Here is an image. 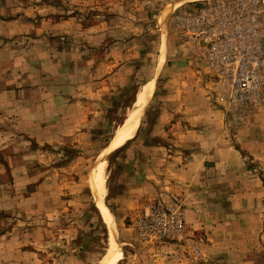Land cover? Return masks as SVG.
Instances as JSON below:
<instances>
[{"label": "rangeland", "instance_id": "1", "mask_svg": "<svg viewBox=\"0 0 264 264\" xmlns=\"http://www.w3.org/2000/svg\"><path fill=\"white\" fill-rule=\"evenodd\" d=\"M203 1L0 0V264H264V196L247 229L197 192L203 136L213 195L264 189V75L245 111L213 90L174 24Z\"/></svg>", "mask_w": 264, "mask_h": 264}, {"label": "built area", "instance_id": "2", "mask_svg": "<svg viewBox=\"0 0 264 264\" xmlns=\"http://www.w3.org/2000/svg\"><path fill=\"white\" fill-rule=\"evenodd\" d=\"M174 24L226 104L245 111L262 103L264 0L190 4L176 14ZM172 226L181 227L176 214Z\"/></svg>", "mask_w": 264, "mask_h": 264}, {"label": "crops", "instance_id": "3", "mask_svg": "<svg viewBox=\"0 0 264 264\" xmlns=\"http://www.w3.org/2000/svg\"><path fill=\"white\" fill-rule=\"evenodd\" d=\"M207 136V135H206ZM199 144H198V156L202 158V166H201V171L205 172L204 175H202L201 178H199V183H198V190L197 191L200 196H204V199H210L209 197L213 198L211 200V204H213V209L214 211L212 212L213 214H218L220 216V219L222 221L225 220V223H229L234 221H241L244 223L242 220H252L255 222V224H247L246 228L247 229H252V228H258V225L262 221L263 215L262 211L263 208L260 203H262L263 196H264V189L259 186L256 182H251L249 184L250 188V193L249 190L247 189V183L242 182L241 186L236 188H231L228 190L226 186L223 188H220L224 190L222 194L223 196H215L213 193H215L216 187L213 185H217V183H221V180H216L215 177V170H217L218 173L216 175H219V172H223V170L229 171V166L228 167H223L224 163L226 164L227 162L222 163L219 160V156H217V153L213 149V143L211 140L208 138L205 139V136L202 138H197ZM227 154L231 155L232 157H237L238 154L234 151L231 150H225ZM239 157V156H238ZM209 163H212L213 165H209ZM206 166H213L214 168H206ZM212 172V174H210ZM237 172V171H235ZM209 173V174H208ZM208 174V175H207ZM239 182L235 183L238 185ZM235 190L236 192H232L230 190ZM202 190V191H201ZM255 193V195H253ZM199 196V195H198ZM233 202V203H232ZM247 204L253 205L252 210H247L245 206ZM217 209V210H216ZM221 210V211H220ZM260 238L264 239V233L262 235H259ZM261 247V245L259 246ZM261 248V250H263Z\"/></svg>", "mask_w": 264, "mask_h": 264}, {"label": "bare ground", "instance_id": "4", "mask_svg": "<svg viewBox=\"0 0 264 264\" xmlns=\"http://www.w3.org/2000/svg\"><path fill=\"white\" fill-rule=\"evenodd\" d=\"M164 10H166V9H164ZM160 15H161V17H160V22H163V21L165 20V18L167 17V13L162 12V14H160ZM166 20H167V19H166ZM163 58H164V57H163ZM163 58H162V59H163ZM162 59H161V61H162ZM142 95H143V94H141L140 97H139V102H140L141 105H142V102H143V101H142ZM136 126H137V121L135 120V121L133 122L132 126H130V127H124V128L121 130V132H120L119 135L117 136L116 140H117V141H123V140H125V139L127 138V136H131V135L133 134V132H134ZM98 207H99V209H100V210H101L106 216L109 217L110 225H111V227H113V222H112L110 216L107 214V211H106L104 205L100 202V203L98 204ZM113 237H114V236H113Z\"/></svg>", "mask_w": 264, "mask_h": 264}]
</instances>
